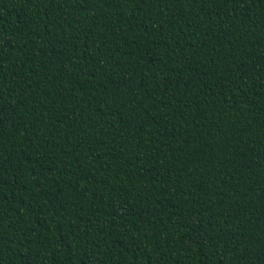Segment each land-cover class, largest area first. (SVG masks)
Masks as SVG:
<instances>
[{"label": "trees", "instance_id": "obj_1", "mask_svg": "<svg viewBox=\"0 0 264 264\" xmlns=\"http://www.w3.org/2000/svg\"><path fill=\"white\" fill-rule=\"evenodd\" d=\"M0 264H264V0H0Z\"/></svg>", "mask_w": 264, "mask_h": 264}]
</instances>
